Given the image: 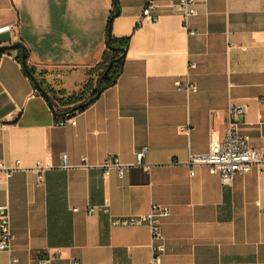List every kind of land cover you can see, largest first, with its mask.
I'll return each instance as SVG.
<instances>
[{"label":"crops","instance_id":"crops-1","mask_svg":"<svg viewBox=\"0 0 264 264\" xmlns=\"http://www.w3.org/2000/svg\"><path fill=\"white\" fill-rule=\"evenodd\" d=\"M146 1L118 0L110 31L129 36L123 71L71 115L75 124L56 125L16 49L0 55V163L15 168L0 181V204L9 207L17 264H38L39 251L58 252V264H147V226L110 219L151 204L170 209L158 264H264V165L224 185L206 165L187 163L189 151H208L211 135L223 137L230 103L245 106L239 133L264 147V0H195L186 27L176 0H156L158 17L142 19ZM112 9L113 0H0V26H12L0 46L21 42L38 78L77 92L95 79L89 70L105 50ZM177 79L197 90L186 93ZM144 146L147 168L104 174L107 156L130 164Z\"/></svg>","mask_w":264,"mask_h":264},{"label":"built area","instance_id":"built-area-1","mask_svg":"<svg viewBox=\"0 0 264 264\" xmlns=\"http://www.w3.org/2000/svg\"><path fill=\"white\" fill-rule=\"evenodd\" d=\"M157 6L156 0H147L141 11L142 19L155 20L158 15L152 11ZM172 11L180 15L182 24L187 26L189 17L195 15V0H176L172 4ZM12 30L10 24L1 25L0 33ZM189 34H196L195 30H189ZM194 66L190 64V67ZM175 86L184 90L186 93L197 90L195 84L187 81L175 80ZM245 113V106L240 103H230L228 107L227 126L222 138L211 135L209 140V149L205 153H188L187 163L190 166L203 164L208 167L211 174H218L220 181L224 185H231L235 174L248 172L254 165H264V147L256 148L249 144L247 138L239 133L238 127L241 123V117ZM76 120L73 116H62L56 119V125L65 126L67 124H75ZM188 131V128H184ZM148 147L144 146L135 153V162L123 164L115 155L107 156L100 167L103 168L104 174L108 175L113 170L119 177H122L125 171L131 166H142L147 168L148 164L144 162V156ZM67 153L61 154V168H67ZM15 168H7L0 163V181L9 178ZM35 169L38 171V179L43 180V170L45 169L37 162ZM193 174V171L190 170ZM2 174V175H1ZM76 210V208H73ZM94 207L88 209L93 211ZM170 215L168 206L151 204L148 211L141 214L129 216H114L110 219L112 226H147L150 234L149 247L151 256L147 264H158L165 251V236L162 232V222ZM14 233L11 227L10 212L8 205L0 204V253L7 252L9 254L8 264H17L18 259L13 254L12 242ZM60 254L58 252L48 253L39 251L37 253L38 264H58ZM71 264H80L77 258H72Z\"/></svg>","mask_w":264,"mask_h":264},{"label":"trees","instance_id":"trees-1","mask_svg":"<svg viewBox=\"0 0 264 264\" xmlns=\"http://www.w3.org/2000/svg\"><path fill=\"white\" fill-rule=\"evenodd\" d=\"M116 1L118 6V0ZM114 10H115V4L113 0V9L107 20L105 50L102 53L100 62L94 68L89 70L91 75L95 73L96 75L95 79L90 77L79 91L72 92L70 94H66V92L64 91H59V92L55 91L53 88L46 85L42 79L38 78V75H36L35 69L33 67H29L27 65L29 71L35 76L39 84L48 92L51 99V108L53 109V112L56 115L57 119L62 116H71L74 112L81 111L87 108L99 97L101 92H103L106 88L113 86L116 83L119 76L121 75L125 61V55H122L121 48H124L126 51V48L128 47L129 44V36L115 37L111 34L110 27H111L112 19L115 16ZM11 50H14V48L0 50V55L3 52L11 51ZM16 50H17L16 57L19 60V62H21L20 49L16 48ZM22 68L24 72L32 80L34 87L38 89L35 82L31 78L30 74L26 71L23 64H22ZM104 70H106V73L102 79L101 92L95 99L88 101L89 98L96 93L98 78L102 75Z\"/></svg>","mask_w":264,"mask_h":264},{"label":"water","instance_id":"water-1","mask_svg":"<svg viewBox=\"0 0 264 264\" xmlns=\"http://www.w3.org/2000/svg\"><path fill=\"white\" fill-rule=\"evenodd\" d=\"M114 4H115V10H114V15H118L119 14V9L117 6V1L114 0ZM11 48H19L20 49V57H21V62L23 64V66L25 67L26 71L30 74L31 78L33 79V81L35 82L38 90L41 92V94L49 101L50 105H51V99L50 96L48 94V92L39 84L38 80L35 78V76L29 71L28 67H27V56H26V49L24 47V45L21 42H15V43H11V44H4L0 46V50L3 49H11ZM122 51V55H125V49L121 48ZM106 73V70L103 71L102 75L98 78V82H97V86H96V93L89 98L88 101L95 99L99 93L101 92V83H102V79L104 77Z\"/></svg>","mask_w":264,"mask_h":264},{"label":"rangeland","instance_id":"rangeland-1","mask_svg":"<svg viewBox=\"0 0 264 264\" xmlns=\"http://www.w3.org/2000/svg\"><path fill=\"white\" fill-rule=\"evenodd\" d=\"M35 73H36L38 76H40V73H39V72L37 73V72L35 71Z\"/></svg>","mask_w":264,"mask_h":264}]
</instances>
